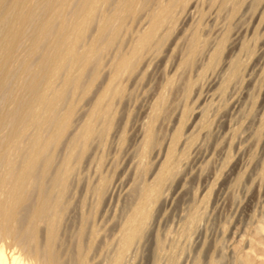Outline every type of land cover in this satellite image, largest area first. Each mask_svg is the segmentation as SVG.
Returning a JSON list of instances; mask_svg holds the SVG:
<instances>
[{
    "label": "rangeland",
    "instance_id": "rangeland-1",
    "mask_svg": "<svg viewBox=\"0 0 264 264\" xmlns=\"http://www.w3.org/2000/svg\"><path fill=\"white\" fill-rule=\"evenodd\" d=\"M160 1L166 0H148L149 6L138 4L129 13L100 74L84 80L92 85L87 97L75 94L77 114L55 151V166L108 82L114 51H128L137 34L151 28L153 5ZM172 14L121 73L122 91L99 124L106 134L96 133L80 162L73 159L57 230L62 264L79 263V251L85 264L112 262L122 225L138 205L142 186H155L168 166L172 143L174 171L145 206L144 227L121 264H242L244 258L264 264V0H184ZM194 37L196 55L186 66ZM233 64L238 74L229 79ZM149 126L151 142L146 140ZM45 227L42 222L37 227L42 243ZM2 236L6 252L40 263Z\"/></svg>",
    "mask_w": 264,
    "mask_h": 264
},
{
    "label": "bare ground",
    "instance_id": "bare-ground-1",
    "mask_svg": "<svg viewBox=\"0 0 264 264\" xmlns=\"http://www.w3.org/2000/svg\"><path fill=\"white\" fill-rule=\"evenodd\" d=\"M183 2H157L151 12L152 26L148 24L151 28L138 33L128 51H114L108 82L87 110L81 128L70 134L65 158L55 166V151L69 135L72 116L78 110L75 94L87 97L92 85L84 80L100 74L104 55L120 41L129 13L138 4L147 7L148 0H0V234L19 243L26 251L21 252L36 262L62 264L56 248L57 230L73 159L80 162L96 133L106 134V127L99 128V124L108 119L107 110L122 91L118 82L121 73L130 66L138 48L149 45L157 25L171 18ZM97 17L99 24L89 39L88 30L98 22ZM189 43L186 66L196 55L197 38ZM231 67L229 79L237 76L239 68L236 64ZM152 127L146 131L147 142L153 140ZM178 136L177 132L172 142ZM173 152L172 143L168 166L158 173L155 186H142L138 205L121 227L120 249L110 264H121L132 238L144 227L145 206L156 200L165 176L174 171ZM41 222L46 226L43 243L37 240ZM82 233L80 230V237ZM80 252L77 264H85L86 256ZM241 263L251 264L249 258ZM0 264L32 263L12 249L6 252L1 245Z\"/></svg>",
    "mask_w": 264,
    "mask_h": 264
}]
</instances>
